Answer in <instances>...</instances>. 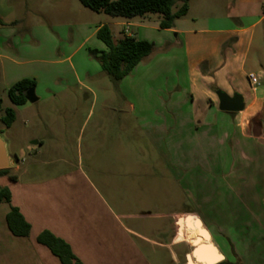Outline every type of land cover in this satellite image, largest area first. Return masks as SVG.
Returning a JSON list of instances; mask_svg holds the SVG:
<instances>
[{
  "label": "crops",
  "instance_id": "1",
  "mask_svg": "<svg viewBox=\"0 0 264 264\" xmlns=\"http://www.w3.org/2000/svg\"><path fill=\"white\" fill-rule=\"evenodd\" d=\"M192 11L190 0L187 16L177 20L169 30L161 29L160 17L153 26L136 22L138 18H119L121 22L114 23L125 27L122 38L136 37L153 42L160 50L164 47L171 49L165 55H157L153 61V66L168 61L170 68L155 71L150 76L153 83L150 93L167 97L166 105L162 99L155 104L156 109L151 107V118L156 126H164L163 123L170 120L197 123L199 142L225 144V150L232 158L242 160L239 163L236 160L230 171H226V166L224 173H217L219 178L214 177L215 183L210 189L213 199L206 202L199 198L198 211L173 212L168 217L174 214L197 217L208 229L214 245L220 246L223 239L228 238L257 240L261 237L264 243V0H227L222 15H194ZM27 21V16L19 19L9 0H5L4 7L0 8V79L7 92L24 79L36 81L35 92L43 86L53 87L63 76L47 70L46 66L71 62L78 51L62 47L57 50V44H47L44 29L34 28L30 33ZM105 25L97 27L96 35ZM30 35L39 43L34 50L24 45ZM47 49H54L53 52L59 54L66 50L67 56L55 64L32 58L46 56L47 52L50 53ZM177 65L185 74L187 81L184 85L177 81L172 88L164 89L155 82L165 72L172 79ZM175 73L182 74L178 69ZM250 75L258 78L259 86H252ZM74 77L76 83H81L78 74ZM218 92L231 97L242 95L244 111L222 112ZM29 104L13 105V108L15 111L26 109ZM140 115L148 119L146 115ZM219 122L229 128L227 133H215L214 126ZM8 170H11L9 175L0 176V191L9 189L12 206L18 208L31 225V233L27 238L12 234L7 224L11 206L0 201V264H63L48 247L38 242L39 235L45 231L66 242L83 264H155L156 248L169 250L179 263L173 250L182 245L178 244L183 242L178 236L175 242L168 239V234H160L155 239L140 233L131 224L137 215L115 209L103 189L100 191L84 172L78 171L77 177L69 176L68 179L24 182L20 175H26L27 170L22 172L19 164ZM237 178L244 182L238 185ZM253 206L262 207L261 226L254 223V219L252 224V220L247 219ZM237 209L244 213L240 220ZM194 225L198 234L192 243L204 241L211 244L200 223L196 221ZM142 243L154 253L147 255ZM216 249L220 252L219 248ZM192 255L186 254L188 260H195Z\"/></svg>",
  "mask_w": 264,
  "mask_h": 264
},
{
  "label": "rangeland",
  "instance_id": "2",
  "mask_svg": "<svg viewBox=\"0 0 264 264\" xmlns=\"http://www.w3.org/2000/svg\"><path fill=\"white\" fill-rule=\"evenodd\" d=\"M4 2L0 0V8L4 7ZM226 4L227 0H192V12L194 15H222ZM9 5L14 7L19 19L28 17L30 33L34 28L45 30L47 44H57V50L59 47L78 49L71 62L63 61L61 65L54 62L64 60L66 50L59 54L53 52L54 49H47L50 53L46 56H32L55 64L46 66L47 70L61 74L63 79L51 88L43 86L36 90L38 101L30 103L26 109H17L10 128L2 119L13 104L0 79L3 101L0 134L8 142L10 155L18 161L22 172L27 170L26 175H20L22 181L68 179L69 176L77 177L78 171L84 172L100 191L103 189L115 209L137 215L131 224L140 233L155 239L160 234H168V239L175 242L178 236L183 241L173 249L178 264H199L186 257L187 253L192 255L198 245V242L192 243L198 234L194 223H200L210 240L208 229L192 214H174L171 218L168 215L198 211L199 198L206 202L213 199L210 189L215 183L214 177L219 178L217 173H224L226 166V171H230L236 160L237 163L242 160L232 158L225 150V144L199 142L197 123L170 120L157 127L152 121L151 110L159 100L163 99L166 105L167 97L150 93L153 88L150 76L155 71L170 68L168 61L156 66L153 61L157 55H165L171 49L154 47L151 56L123 81L115 83L90 51L107 50L95 33L100 25L113 24L109 27L115 41L122 39L125 27L116 25L121 22L119 18L95 13L84 7L80 0H9ZM158 18L159 15L153 14L138 18L136 22L153 26ZM38 44L32 35L24 42L32 50ZM178 67L174 71L181 70V76L173 72L171 79L165 72L155 82L164 89L172 88L177 81L184 85L187 80ZM76 74L81 77V83H76ZM140 113L148 119H143ZM214 127L215 133L222 134L229 129L220 122ZM237 181L238 185L244 182L239 178ZM251 209L252 213L248 211L247 214L248 221L251 219L252 224L254 219V223L261 226L262 207ZM236 215L240 220L244 213L237 209ZM185 217L190 219L181 220ZM205 244L219 248V255L227 260L234 261L236 253L243 264H264L261 237L257 240L223 239L220 246L214 242ZM142 247L147 255L154 253L146 244L142 243ZM155 250V264H177L169 250Z\"/></svg>",
  "mask_w": 264,
  "mask_h": 264
},
{
  "label": "trees",
  "instance_id": "3",
  "mask_svg": "<svg viewBox=\"0 0 264 264\" xmlns=\"http://www.w3.org/2000/svg\"><path fill=\"white\" fill-rule=\"evenodd\" d=\"M81 4L91 11L106 14L114 18L134 19L144 18L148 15H159L162 30L172 29L175 22L187 16L190 9V0H80ZM97 38L106 46L107 50L100 52L91 50L90 53L99 61L102 70L110 78L119 83L128 77L146 58L151 56L155 45L142 41L136 37H124L115 41L111 28L107 25L101 27ZM36 88V81L24 79L16 83L8 91V97L13 105L24 106L29 103L27 92ZM3 101L0 98V110ZM16 113L13 108L7 110L2 119L3 124L10 128L14 124ZM9 175V170H1L0 176ZM14 179V178H13ZM12 196L9 189L0 191V201L11 206L7 215V224L16 237H29L31 225L26 221L21 211L12 206ZM38 242L48 247L63 264H83L73 253L71 247L51 232L45 231L38 237ZM219 264H243L235 253V260L225 259Z\"/></svg>",
  "mask_w": 264,
  "mask_h": 264
},
{
  "label": "water",
  "instance_id": "4",
  "mask_svg": "<svg viewBox=\"0 0 264 264\" xmlns=\"http://www.w3.org/2000/svg\"><path fill=\"white\" fill-rule=\"evenodd\" d=\"M36 88H31L27 92V99L30 103L38 101L35 93ZM220 100V110L226 113H240L245 109L244 97L240 94H236L233 97L227 95L224 92H218ZM18 165V161L15 160L9 153L8 142L0 134V171L14 168ZM194 259L201 264H219L224 261V258L219 255L216 248L213 246H199L196 247L193 254Z\"/></svg>",
  "mask_w": 264,
  "mask_h": 264
},
{
  "label": "built area",
  "instance_id": "5",
  "mask_svg": "<svg viewBox=\"0 0 264 264\" xmlns=\"http://www.w3.org/2000/svg\"><path fill=\"white\" fill-rule=\"evenodd\" d=\"M249 79H250L251 84H252L253 87L259 86V80H258V78L255 75H250Z\"/></svg>",
  "mask_w": 264,
  "mask_h": 264
},
{
  "label": "bare ground",
  "instance_id": "6",
  "mask_svg": "<svg viewBox=\"0 0 264 264\" xmlns=\"http://www.w3.org/2000/svg\"><path fill=\"white\" fill-rule=\"evenodd\" d=\"M201 247V246H207L206 244H205V242L204 241H199L198 242V245H197V247ZM208 247V246H207ZM193 254H194V252H193ZM193 256V255H192ZM199 264H201V263H199Z\"/></svg>",
  "mask_w": 264,
  "mask_h": 264
}]
</instances>
